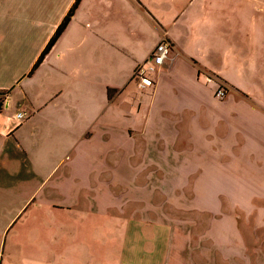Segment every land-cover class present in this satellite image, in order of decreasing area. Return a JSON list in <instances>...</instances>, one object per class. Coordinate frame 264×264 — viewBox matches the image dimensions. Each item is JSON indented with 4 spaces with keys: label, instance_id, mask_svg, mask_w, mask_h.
<instances>
[{
    "label": "crops",
    "instance_id": "1",
    "mask_svg": "<svg viewBox=\"0 0 264 264\" xmlns=\"http://www.w3.org/2000/svg\"><path fill=\"white\" fill-rule=\"evenodd\" d=\"M76 1L0 0L1 264H264V38L256 99L211 74L226 53L247 67L249 35L236 25L255 14L261 26L264 0H79L34 68ZM164 35L173 52L140 89L135 69ZM217 81L229 86L223 100ZM178 179L181 204L169 185ZM238 181L261 186L248 220L215 222V206L229 211L222 183ZM31 200L79 209L82 226L110 211L134 224L124 248L105 247L101 228L93 241L75 226L17 224ZM13 201H25L14 215ZM140 224L151 244L133 250ZM214 234L222 241L203 240Z\"/></svg>",
    "mask_w": 264,
    "mask_h": 264
},
{
    "label": "rangeland",
    "instance_id": "2",
    "mask_svg": "<svg viewBox=\"0 0 264 264\" xmlns=\"http://www.w3.org/2000/svg\"><path fill=\"white\" fill-rule=\"evenodd\" d=\"M262 19L264 20V13H261V26L259 24L260 19L254 14L253 15V21L249 24L244 23L243 25L237 24L236 27L241 29L243 37H246L249 35L247 43L249 45V53L248 56H246V63L247 67L244 63V58L242 56H236L238 58V61L234 63L233 58L235 55H231L229 53H226L224 56V63L223 67L216 68L215 70H211V74H214L215 78L217 76H220L224 81L229 82L230 85L234 90L240 91L241 94H245V96H250L251 98L256 99V88L257 86L252 82V79L258 77V70L256 67V60H255V52L258 50L256 49L257 41L260 36V41H259V52L262 50L260 48L261 46V38H264V32L262 29ZM260 26V27H259ZM261 57V56H260ZM241 63V64H240ZM238 64L241 65L240 68H238ZM237 66V68L235 67ZM246 67V68H245ZM217 81L215 82V86L219 88L220 86H226V90L228 92V87L225 83H221ZM217 88L214 90L217 92ZM233 91V90H231ZM216 96V93H214ZM217 97V96H216ZM227 97V93L223 98H218L220 100H223ZM116 123L121 124V120H117ZM59 175V173L57 174ZM239 183L232 182V183H227L223 182L221 185V190L223 192V196L227 199V206L229 211H221L220 209L217 208V206L214 207L213 215L215 218V222H223L225 219L228 217L234 216L235 220L236 217L235 215L240 213L242 218L248 220V212H249V207H251V201L249 199L250 196V191L252 189H258L260 190L261 186L258 184H253L250 185L249 183L243 182V181H238ZM236 183V184H235ZM171 189L176 190L177 194H174V197L176 198V202L178 203H183L185 201V198L181 195V188L183 187V180L178 179V180H170L169 181ZM205 199V198H204ZM210 203L211 206L215 204L214 198H211L208 200V204ZM25 204V201L20 202V201H13L11 208H12V214L14 215L15 212L21 208L22 205ZM36 201H30L25 208H23L18 215V217L14 220H17V224H20L21 222H26L28 226L31 225H39L40 227L42 226H47L51 224L55 227H60V228H73L74 226L76 228H83L86 229L87 233L90 231L92 234V240H95V234L96 230L98 228H101L100 230L102 231V237H107L106 239V244H103L105 247H113L116 246L117 248H124L126 244V239H127V234L126 231H131L132 227H128L129 224L133 222H127L126 219L124 218L123 214H120L116 211H110L109 214L107 215H102V213H97V212H90L87 214V206L83 205L80 207L82 210V213H86L87 216H92L90 222H84L83 226L82 223L78 220L75 221L74 215H79L78 213L80 212L79 209L73 210L71 208H66V207H61V206H38L36 207ZM25 210V211H24ZM53 212L55 218L48 217L46 216V212ZM35 213V214H33ZM40 213L39 218L35 219V215ZM34 215V217H33ZM30 216V217H28ZM43 216L45 218L43 219ZM8 219L7 217H3ZM134 224V223H133ZM248 227V222L247 221H242L241 223V232L247 242V232L250 233V230L247 228ZM100 230H97L98 232ZM140 231L142 234H140ZM150 227L145 226L140 224L137 228V231L134 232L133 234L131 233L127 247L132 246L131 245V239L135 237V241L138 239L137 243L133 244V250H141V249H147V244H151L148 241H145L143 243L141 238H149L150 237ZM140 238V239H139ZM187 239H189L188 236V231H187ZM216 239L217 242L222 241L223 238H216L215 234L213 238L208 235L204 241L208 240L207 242H210V240ZM216 243V242H215ZM262 247H264V243L260 244ZM240 246V245H239ZM150 247V245H149ZM218 248L219 245H217ZM242 248V247H241ZM239 249L238 247L235 248H230L231 254H234L235 256H240L244 257L246 256V250L244 248L243 251ZM216 247H213L211 252H214ZM190 248L186 242V251L189 252ZM3 261V254L2 250L0 251V264ZM4 263H7V260L4 257Z\"/></svg>",
    "mask_w": 264,
    "mask_h": 264
},
{
    "label": "built area",
    "instance_id": "3",
    "mask_svg": "<svg viewBox=\"0 0 264 264\" xmlns=\"http://www.w3.org/2000/svg\"><path fill=\"white\" fill-rule=\"evenodd\" d=\"M172 52L173 45L169 40V37L164 35L156 45L154 51L150 53L141 64H139L137 69H135L134 77L137 78L140 89H146L151 85H154L152 74L156 73V71L164 65L165 60L170 57ZM225 87L226 86L222 85L218 88L216 92L218 98H223L226 95L227 90ZM24 117L25 114L23 112H18L16 114L18 120H22Z\"/></svg>",
    "mask_w": 264,
    "mask_h": 264
},
{
    "label": "trees",
    "instance_id": "4",
    "mask_svg": "<svg viewBox=\"0 0 264 264\" xmlns=\"http://www.w3.org/2000/svg\"><path fill=\"white\" fill-rule=\"evenodd\" d=\"M78 4H79V0H77L76 3L72 6V8H71V10H70V12H69V14H68V16H67L66 19L63 21V23L60 24V26H59V28H58L56 34H55V35L53 36V38L51 39V42H50L49 46H48L47 49L42 53V55H41V57H40L38 63L36 64V66H35L34 68H36V67H38V66L40 65V63H41V61H42V58H43V56L45 55V53L51 48V46H52L53 43L56 41V39L58 38V36L62 34V32L64 31V29H65V27H66V24H67L68 20H70V17H71L72 14L74 13V10H75V8H76V6H77Z\"/></svg>",
    "mask_w": 264,
    "mask_h": 264
}]
</instances>
